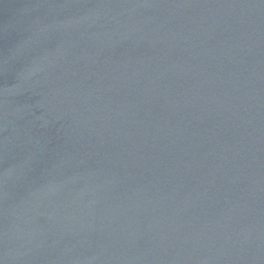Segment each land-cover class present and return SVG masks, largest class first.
Here are the masks:
<instances>
[{
	"label": "water",
	"instance_id": "1",
	"mask_svg": "<svg viewBox=\"0 0 264 264\" xmlns=\"http://www.w3.org/2000/svg\"><path fill=\"white\" fill-rule=\"evenodd\" d=\"M0 264H264V0H0Z\"/></svg>",
	"mask_w": 264,
	"mask_h": 264
}]
</instances>
